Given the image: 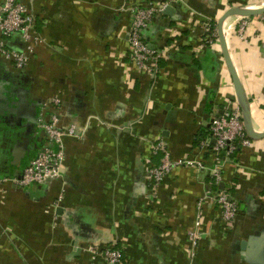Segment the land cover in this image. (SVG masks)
<instances>
[{
    "label": "crops",
    "instance_id": "1",
    "mask_svg": "<svg viewBox=\"0 0 264 264\" xmlns=\"http://www.w3.org/2000/svg\"><path fill=\"white\" fill-rule=\"evenodd\" d=\"M21 1L35 18L34 51L23 69L0 57V89L11 95L0 100V264H105L91 248L119 249L121 264H264V138L222 158L217 187L214 155L201 147L213 143L211 118L236 100L219 38L208 43L204 26L264 0ZM148 4L170 7L142 32L160 51L153 72L128 45L131 9ZM222 27L252 128L264 132V20L230 16ZM4 43L24 49L17 36ZM50 114L77 134L64 140L62 178L2 182L20 178ZM158 140L173 160L203 168L178 166L156 186L146 171L160 164L150 152ZM224 188L239 205L228 228L206 199Z\"/></svg>",
    "mask_w": 264,
    "mask_h": 264
},
{
    "label": "built area",
    "instance_id": "2",
    "mask_svg": "<svg viewBox=\"0 0 264 264\" xmlns=\"http://www.w3.org/2000/svg\"><path fill=\"white\" fill-rule=\"evenodd\" d=\"M126 2L129 0H125ZM165 4L140 6L131 9L132 20L128 31L129 58L140 69L155 71L156 62L160 58L158 49H151L144 41L142 32L151 24L154 18L165 9ZM247 20L249 18H242ZM264 20V15H261ZM246 22L243 23V26ZM35 18L29 13L21 0H3L0 2V57L13 67L23 69L29 62L34 51L31 43ZM243 26L239 30L243 33ZM208 43H212L217 37L216 28L206 24L204 26ZM19 37L24 44L21 51L11 49L4 43V38L10 40ZM56 106L60 104L58 99L53 100ZM39 128L43 132V144L34 158L23 170L20 178L4 179L2 182H11L18 187L29 185H42L49 181L62 178L65 170L64 140L67 137H75L76 129L73 126L62 128L56 114H50L48 119L41 120ZM211 144L203 143L202 148H211L214 155V165L211 170L212 185L217 187L222 183L223 157L234 156L240 148L249 147L251 140L246 135L242 116L236 100H229L223 106L222 111L213 116L209 125ZM153 156L161 155L160 164L147 169L148 179L160 185L167 175L176 167L186 164L203 168L200 163L175 161L168 153L166 143L158 140L150 146ZM209 196V197H208ZM212 200L220 209L221 222L225 228L230 227L236 220L239 205L233 194L228 189L206 192V199ZM204 201V200H203ZM195 235L190 238L195 240ZM93 260L100 259L105 264H121L122 253L119 249H90Z\"/></svg>",
    "mask_w": 264,
    "mask_h": 264
},
{
    "label": "water",
    "instance_id": "3",
    "mask_svg": "<svg viewBox=\"0 0 264 264\" xmlns=\"http://www.w3.org/2000/svg\"><path fill=\"white\" fill-rule=\"evenodd\" d=\"M170 10V7H167L164 11ZM264 15V7L263 8H230L228 11H226L223 16L219 19L217 26H216V33L217 37L219 38V43L221 46V53L224 57L225 64L227 66L229 76L232 81L233 89L235 92L236 102L238 104V107L241 112L242 116V122L244 125V129L246 132V135L250 140H260L264 138V132H256L252 128L251 124V117H250V110L248 101L245 95V92L242 88V84L239 80V77L237 75V72L232 64V61L230 59L227 45H226V39L223 34V22L226 18L230 16H240L241 18H251V17H257ZM0 100H2L5 104H8V101L11 97L10 93L7 90H4L3 88L0 89ZM3 104L0 103V116L2 114V109L4 107ZM6 106V105H5ZM22 175V174H21ZM21 177V176H20Z\"/></svg>",
    "mask_w": 264,
    "mask_h": 264
},
{
    "label": "trees",
    "instance_id": "4",
    "mask_svg": "<svg viewBox=\"0 0 264 264\" xmlns=\"http://www.w3.org/2000/svg\"><path fill=\"white\" fill-rule=\"evenodd\" d=\"M213 28H216V26H213ZM212 154H213V152H212Z\"/></svg>",
    "mask_w": 264,
    "mask_h": 264
},
{
    "label": "rangeland",
    "instance_id": "5",
    "mask_svg": "<svg viewBox=\"0 0 264 264\" xmlns=\"http://www.w3.org/2000/svg\"><path fill=\"white\" fill-rule=\"evenodd\" d=\"M147 6V5H146ZM257 17H260V16H257Z\"/></svg>",
    "mask_w": 264,
    "mask_h": 264
},
{
    "label": "bare ground",
    "instance_id": "6",
    "mask_svg": "<svg viewBox=\"0 0 264 264\" xmlns=\"http://www.w3.org/2000/svg\"><path fill=\"white\" fill-rule=\"evenodd\" d=\"M263 8V7H262Z\"/></svg>",
    "mask_w": 264,
    "mask_h": 264
}]
</instances>
